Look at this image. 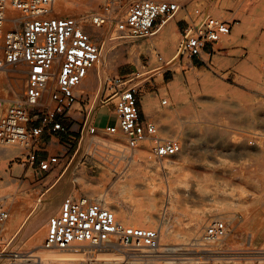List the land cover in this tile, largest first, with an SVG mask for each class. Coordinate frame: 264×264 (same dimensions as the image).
<instances>
[{
	"label": "rangeland",
	"instance_id": "rangeland-1",
	"mask_svg": "<svg viewBox=\"0 0 264 264\" xmlns=\"http://www.w3.org/2000/svg\"><path fill=\"white\" fill-rule=\"evenodd\" d=\"M187 1V9L182 10L178 16L170 20L180 21V29L185 25L183 20L189 21L193 17V12L197 6L217 18L232 22V33L215 46L216 52L210 59L207 54L203 53L202 57L199 58H176L172 60L181 37L179 26H177L179 34L176 44L169 51H165L159 41L158 36L161 30L154 36L135 42L131 38L125 37L124 33L118 31L116 24L124 18L131 0H68V8L63 7L62 0H56L55 10L57 15L62 17H87L88 20H85L89 23H84V29L90 33L97 44L100 43V39L105 37L106 33L113 34V38L122 36L113 42L117 44L113 46L110 54L122 49L125 52L126 60L106 68L105 62L108 58L103 55L101 66L104 78L135 72L140 73L141 76L135 81L139 86V100L145 102L143 111L150 116V120L158 123L160 129L163 123H167L177 130L174 136L172 133H167L161 129L160 136L175 139L178 147H180L186 139L184 131L187 120L200 121L217 116L219 117L217 122L227 125L225 127L229 129L230 133L234 135L244 133L253 136L258 145L253 144L251 148L257 151L246 157L245 160H225L227 165L235 168L231 177L207 181L206 186L209 189L217 188L219 192L215 198L196 202L177 200V213L182 224L178 225L176 230H185L187 225L199 215L203 218L201 236L204 227L212 221L225 220L230 225V231L223 239L224 241L222 240L221 246L218 245V242L202 243L201 246L189 245L190 248L188 252L184 253L183 258L197 256L199 257L198 262L204 264H233L236 261L242 264H264L263 126L258 117L255 122L250 123L245 119L233 118L230 113L218 114L214 108L215 100L219 98L242 102L254 108L259 107L264 102V0ZM96 14H101L106 18L104 24L97 26L98 30L92 27L90 20ZM186 59H189L187 63ZM16 73V71L0 70V81L6 84V88L0 91V98L13 99L23 91L25 79L24 77L20 78V85H17ZM203 77L212 83L209 91L202 89ZM178 79L182 81L180 85L173 86V83ZM207 94L212 95L210 98L213 100H207ZM94 97L95 93L91 90H86L84 94L80 95L69 116L70 128L75 125L77 128L83 126L85 116ZM164 99L168 100L167 104H163ZM114 102L115 99L113 98L107 103L113 104ZM112 110L115 111V108L113 107ZM168 114H171V117ZM72 116H77L78 119L73 120ZM143 117L144 114L140 110V119L145 120ZM115 120L116 116L111 114L107 108L101 112L97 124L105 126L106 124H114ZM37 123V117H35L32 124ZM94 136L99 137V140L102 138L118 139L108 135L105 129L97 130L94 134H87L86 128L81 143L82 148L74 160L72 173H75L76 177V173L83 171V175L90 180V183L83 186L77 184L73 197L87 195L95 199L93 193L103 190L109 193V197L124 199L127 196L145 194L152 189L151 185L133 186L122 193L119 186L120 181L127 179L131 182H137L142 178L131 174L133 168L139 166H135L129 160L121 159L116 150L102 144H96L92 141ZM194 139L196 140V138ZM78 141L79 139L74 140L68 137L64 140L44 133L40 143V148L45 150L42 156L44 158L53 156L58 144L65 145L67 148V152L64 154L65 158L71 156L78 148ZM146 143L151 144L147 141L142 145ZM89 145L91 150H86ZM14 149L15 152L11 158L6 159L5 162L0 161V197L6 194L10 195V197L4 198L10 210L6 223H9L17 209L27 207L32 199L41 197L43 185H45L44 176L46 172L36 173L26 163L23 155L25 151L17 147ZM147 149V153L160 166L164 161L177 160V157L174 156L162 161L153 155L149 147ZM57 156L60 160L61 155ZM18 157L22 159H18ZM72 158L73 156L68 158V161ZM221 159L224 160L225 158ZM190 160L192 162L199 161L194 156H191ZM187 170L185 166V170L177 173L183 174ZM69 176L58 189L44 198L35 211L36 207L32 210L27 217L25 226L12 241L11 246L15 248L27 241L26 239L33 235L58 210L62 199L60 197L64 196L70 186ZM152 178L154 180L149 181L158 184L157 186L168 187V181H170L168 176L152 174ZM223 192H226L227 195ZM125 224L130 225L129 222H125ZM158 225L160 224H154L150 227ZM4 235L5 225L2 237ZM44 238L45 236L43 242ZM205 253H211V256H206ZM232 255L235 256L230 258ZM180 262L181 260H178L173 264H180Z\"/></svg>",
	"mask_w": 264,
	"mask_h": 264
},
{
	"label": "built area",
	"instance_id": "built-area-1",
	"mask_svg": "<svg viewBox=\"0 0 264 264\" xmlns=\"http://www.w3.org/2000/svg\"><path fill=\"white\" fill-rule=\"evenodd\" d=\"M55 4L56 0H0V70L21 71L25 79L23 91L16 98H0V147L23 149L26 163L38 174L48 172L59 162L57 155L42 157L43 134L68 132L67 120L79 100V89L89 71L103 62L102 47L81 21L57 15ZM187 6V0H131L116 27L135 42L157 34ZM195 8L193 17L183 20L185 25L172 60L199 58L203 53L210 59L215 46L232 33L231 21L217 18L200 6ZM92 19L96 26L106 22L101 14ZM140 76L135 72L106 77L103 95L107 102L115 99L116 120L101 129L130 149L149 141L156 158H172L178 152L177 141L160 136L158 123L140 119L139 86L135 81ZM35 117L38 123L32 124ZM98 129L90 125L87 134ZM9 212L4 198H0V264H157L166 254L160 225H126L117 219L114 210L87 195L65 198L44 223L42 246L27 251L15 250L12 239L3 242ZM229 231L227 221L214 220L204 227L200 241L220 242ZM56 249H76L81 260L49 261L40 253ZM198 259L189 256L180 264H204Z\"/></svg>",
	"mask_w": 264,
	"mask_h": 264
},
{
	"label": "bare ground",
	"instance_id": "bare-ground-1",
	"mask_svg": "<svg viewBox=\"0 0 264 264\" xmlns=\"http://www.w3.org/2000/svg\"><path fill=\"white\" fill-rule=\"evenodd\" d=\"M68 0H62L63 7L68 8ZM98 15V14H96ZM220 15V13H219ZM95 16V15H94ZM71 17V16H68ZM78 17L77 20L81 21L84 28V23L88 20L87 17ZM93 17V16H92ZM92 17V27L98 30L94 24ZM86 19V20H85ZM84 20V21H83ZM89 23V22H87ZM120 33V32H119ZM179 31L175 23H169L161 29L159 34V41L162 44V48L165 51H169L176 44ZM120 37V35H119ZM102 44L101 42L99 45ZM134 49V48H133ZM112 50V49H111ZM125 52L122 49L111 53L105 62L106 68L112 65L125 62ZM186 63L189 59L185 60ZM101 68V63H97L90 71L83 83L88 81H95V77L92 74L96 71L97 75ZM16 82L20 85V78L22 79L23 72L16 71ZM190 77H192L190 75ZM181 79L176 80L174 85H180ZM212 83L207 78H202V89L209 91ZM6 88V84L0 81V91ZM201 89V88H200ZM199 89V91H200ZM82 95L86 92V89L79 91ZM212 95L207 94V100H213L210 98ZM166 104L168 103L167 99ZM163 100V101H164ZM214 108L218 114H229L236 119H245L250 123L255 122L258 117L261 120V124L264 130V102L257 108L250 105H246L242 102H233L231 100L217 99L215 100ZM166 114V113H164ZM171 117V114H168ZM219 117L205 118L204 120H187L185 124V136L186 139L178 148V152L175 155L177 160L164 161L160 166L156 163L151 155L147 153V148L151 151V144H144L139 148L130 149L120 139L109 140L94 136L93 140L96 144H102L113 150H116L119 157L123 160H129L130 163L135 164L131 174L137 177H142L137 182H131L127 179L120 181L119 186L121 192L129 187L138 186L144 187L151 185L152 189L145 194L127 196L124 199L109 197V193L103 190L94 192L95 200L103 202L106 206L114 210L116 217L121 222H129L130 225L138 227H150L154 224H160L162 230L161 241L163 248L170 251H163L166 254H162L161 258L157 261V264H173L178 260L186 258L184 253L188 252L189 245L201 246L200 230L202 227L203 218L197 215L186 229L183 231H177V226L182 224V220L177 213V200L183 199L186 201L196 202L201 200H212L219 193L217 188L209 189L206 184L208 180L214 179H226L231 177L235 171V168L230 167L225 162L228 160H245L246 157L252 155L255 151L251 148L253 144L258 145L252 135L240 133L234 135L230 133L225 124H219ZM155 122V121H154ZM157 123V122H156ZM204 123V124H201ZM161 129L167 133L176 135L177 130L172 127L171 124L163 123ZM160 129V131H162ZM99 131L101 128L98 129ZM196 138V140L194 139ZM16 147L5 146L0 147V161L5 162L6 159L11 158L15 152ZM143 148V149H142ZM86 150H91L89 145ZM131 151V153H130ZM191 156L199 159L197 162H192ZM174 157V156H173ZM221 158H225L224 160ZM226 160V161H225ZM157 161V159H156ZM163 161V160H162ZM186 173H177L185 170ZM152 174L160 176H168V187L157 186L154 182H150ZM59 177V174H57ZM78 185H87L90 183L84 175L83 171L76 173L75 177ZM55 182V178L49 179L45 184H52ZM225 195L226 192H223ZM10 197L6 194L0 198ZM41 197H37L30 201L27 207H20L11 219L9 223H5V235L3 236V242L12 239L14 235L25 224L27 217L40 202ZM14 201V200H13ZM14 203V202H13ZM8 222V221H7ZM140 225V226H139ZM4 228V226H3ZM153 228V227H150ZM45 236V229L42 228L33 234L27 241L14 249L17 251H27L33 248H39L42 246L43 237ZM224 241V240H223ZM218 245H222V241L218 242ZM46 259L49 261H68L70 263L80 262V251L76 249H56V250H41ZM189 254V253H188ZM194 254V253H190ZM206 256H211V253H205ZM235 256V255H234ZM233 255L230 257H234ZM204 258V257H203ZM206 258V257H205ZM233 264H242L241 262H234Z\"/></svg>",
	"mask_w": 264,
	"mask_h": 264
},
{
	"label": "crops",
	"instance_id": "crops-1",
	"mask_svg": "<svg viewBox=\"0 0 264 264\" xmlns=\"http://www.w3.org/2000/svg\"><path fill=\"white\" fill-rule=\"evenodd\" d=\"M172 22L175 23L177 26H179L178 27L179 31H181L182 28L180 29V21L173 19L172 21H169L167 24L172 23ZM116 39L117 38H113V34L109 35L108 33H106V35L103 39H100V42L102 43V44H100V46L102 47V56L104 55L105 58H108L110 56L111 49H113V46L117 44V43H113ZM139 45H141V44L139 43ZM92 74L95 77V81H91V82L88 81L86 83H83L79 89V91H81V89H86L87 91L91 90L95 93V97H94V100L91 104V107H90L89 111L87 112V115L85 116L83 126L82 127L78 126L80 128H77V125H75V126L70 128V117H69L67 120V125L69 127L68 132L67 133H59L57 135L58 138L64 139V140L67 139L68 137L70 139H74V140L79 139L78 148L71 155V156H73V158L70 161H68V158H70L71 156L69 155V156H66V158L64 157L65 152H67V148L65 147V145H60V144L56 145L54 155H61V158L57 164L52 165V168L48 172H46L45 176H44L45 182H47L49 179H53V178H55V182L52 184L47 183V184L43 185V190L41 192V200L38 203V205L36 206V208L34 209V211L38 208V206L42 203V201L44 200V198L47 195H51L52 192H54L56 189H58L60 187L61 183L69 175H70L69 176L70 177L69 178L70 186L68 188V191L64 194V196L60 197V198H62L61 202L65 198H67L69 195L74 194V192L76 190L77 182L75 179V173H72L73 172V165H74V160H76V157H78V154L82 148L80 140H81L82 136H84V131L90 125L96 126L98 128H104L107 125H109V124H106L105 126H99L97 124V122L99 121V118H100V114L104 109L108 108L110 110L111 114L114 115L115 111L112 110L114 107L113 104L107 103V101L105 100V96L103 95V87H104V83H105V78L103 75L102 66L99 70L98 75H97L96 71H94ZM144 103L145 102L139 100L140 110L144 114L143 118L146 120V119H149L150 116L143 111L144 110ZM73 118H74L73 120L78 119L77 116H74ZM57 174H59V177H57L58 176ZM44 223L38 228V230L43 228ZM24 226H25V224L14 235L12 240H14L20 234V232L22 231ZM30 237H28L26 240H28Z\"/></svg>",
	"mask_w": 264,
	"mask_h": 264
}]
</instances>
